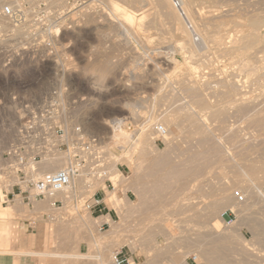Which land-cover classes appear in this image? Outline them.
<instances>
[{
  "label": "rangeland",
  "instance_id": "1",
  "mask_svg": "<svg viewBox=\"0 0 264 264\" xmlns=\"http://www.w3.org/2000/svg\"><path fill=\"white\" fill-rule=\"evenodd\" d=\"M109 1L111 4L109 3ZM128 1L129 0H80L79 5H76L72 8H70L69 6H66L67 7V8H65L66 9V15L61 21L62 28L60 30V33L58 31H56L58 33V36H57V39L55 41V53L54 54H50L48 51H46L41 46H39L38 48L35 47L34 42L28 36H25L24 34L18 32V31H15L11 27L6 26L3 28V32L0 31V156L16 143L18 129H19L20 125L22 124V122L25 120V117L27 116L28 112L32 108H34L36 105L41 104L45 100H47L48 102L51 100V102L57 104L58 106H60V108L66 110L65 114H63V118L66 120V122L79 125L86 134H88L90 136L98 137L104 146V150L106 149L108 151V152L105 151L107 153V157H108V153L113 154L116 157H120L121 153L124 154L126 152H123L122 151L123 149L119 148L120 147V146H118L119 144L118 145L113 144L114 142L112 139L113 134H112L111 128L109 125L108 126L105 125V122L112 121L114 119L123 120V123H125L123 131L127 132V133L124 132L125 133L124 136L125 137L131 136V138H133L132 141L135 142L136 141L135 139H137L136 137H138L141 134L142 129L146 124H148L150 121H160L162 119V117L165 116L166 113H168L169 109L170 110L173 109L174 104H175V106H174V108H175L179 105H182V103L186 102V99H184V96L181 92L180 81H182V79L183 80L185 78H189L190 80L193 79V81H197L196 83L199 85H200V83L202 85L203 82L204 83L210 82L209 84H211V86L213 84V86H212L213 87L212 90H213L216 88V86H214L215 85L214 83L216 81L222 80L223 77L225 79H226V77L229 78V76H230L229 79H232L233 81L235 80L234 81L235 83L238 82L237 86L242 87V88L241 87H238V88H240V90L242 91V93L240 92L241 93L240 96L241 95H243V96H241V98H239L240 97L239 95L237 96L239 99L238 98H237V100L235 99L236 104H237V102H239L240 99L242 101L240 103L244 102L245 105H246V103L247 104L249 103V102H247L248 100H251L250 103L253 102V104H251L252 106L248 105L249 109H250L249 115H251L252 113H255L256 110H254V108L259 109L258 107H256L257 104L259 105L260 103H262V105H263V103H264V101H263L264 100V98H263L264 97V87H263L264 86V54H263L264 53V45L262 46V44H264L263 43L264 41H262L260 43L261 44V45H259L260 47L257 46V48L255 50H252V52H251V54L255 56L254 58L257 61L259 60L258 61L259 63L257 62L258 64L256 63L257 65L256 64L255 65L257 67H261V71H260V75H261L260 77L261 78H258V79H257V77L247 78L248 80L246 79V77H247L246 74H244V73L242 74L240 72L239 62L238 63L236 62V61H239V59H240L237 55H235V56L233 55V57H235L234 60L231 57V61H229L230 57H228L226 55H224V57H223L222 55L220 56L219 54H223V50L225 49V46H228L227 43H229L231 41V39H234L236 37H240L239 35H242L241 33L243 31H244L243 33L248 31L249 21L251 24V22H253L256 19V17L257 18H260V17L264 18L263 17L264 16V0H239V1L238 0H233V1L232 0H230V1L224 0L225 2L223 0H189L190 3L192 2L191 3L192 4L191 7L193 6L191 8L192 11H194V13H196L195 15H197L198 17L200 16L201 13H202L201 17H206L207 16L206 13L215 14V13L219 12V14L217 13L216 16H214L215 17V18H213L214 21L211 19V20H208L209 21L208 23H206L207 25L210 24L208 27H210L211 29H209L208 27L205 28L204 26H202L204 24V22L202 23V20L200 21L199 18H198L199 20L197 19L198 21H196L195 23H196V26H198V28H200L201 31L203 30V32H206L208 30V33L210 32L212 34V33L217 32L218 30H221L220 32H222L221 33L222 35L224 34L223 36L225 38L224 46L222 45V46L218 47L214 43H210V42H208L207 45H205V49H203L201 51V53L204 55V53L206 52L205 53L206 57H204L200 60V58L202 56H200V57L198 56L199 60L202 63L198 60V57L193 58L192 59L193 61H192V60L187 59L189 55L184 54L185 53L184 51H178L176 49L177 45H175V44H177V42H174V40H172L171 37H169L170 34L167 33V35H166L165 29H164V31L162 29L159 30V31L162 30L161 32H163V33L158 32V29L160 27H158L156 25V23L151 24L150 21L153 19L152 17H150V18L147 17V19L145 18V20L143 21L145 23L141 22V24L143 26V28L141 29V24L138 23V17H137L141 11L136 12L137 10L133 6L131 7V3H130V1L129 2ZM258 1L260 2V4ZM230 2H231V4L229 5L228 3H230ZM234 2H236V3H234ZM226 3H227V5H226ZM252 5H253V7H252ZM248 6H251V7H248ZM63 8H64V5H63ZM203 10L206 11L205 12L206 16H205V14H203L204 13ZM226 11L228 12V13H226L228 16L225 14ZM230 11L233 13H231ZM235 11H237V12H235ZM238 12H239V15H238ZM222 13L224 14V16ZM241 13L244 16H241ZM247 14H248V17L246 16ZM233 15H234V17H233ZM106 17H107V19H106ZM148 21L151 25L148 23ZM210 21H212V22L210 23ZM143 24H145L146 27H144ZM187 24H188V22H187ZM206 24H204V25L207 26ZM149 25L150 26L153 25V28L151 27L152 30L149 28ZM245 25L247 27H245ZM128 26H129V28H128ZM217 26H219V28H217ZM187 27L190 28L189 24L187 25ZM201 27H202V29H201ZM240 28H242V31ZM4 29L6 31V34L4 33ZM126 29H127V31H126ZM129 29H130V31H129ZM258 29H259V30H257L258 33L261 36H263L264 35V24L260 25ZM190 31H192L191 34H193L192 36H194L193 30L191 29ZM127 32H129V34L130 35L132 34V35L130 36ZM144 33H146V34H144ZM154 34H156V35H154ZM160 34L162 37L159 36ZM164 34H165V36H164ZM42 35H43V33H41V36ZM164 37L166 39H164ZM169 38L171 39V41H169V43H168V40H170ZM228 38L230 41L227 40ZM162 39H164V40H162ZM199 39L200 38L196 37V35H195L194 41L199 42ZM171 43L174 44V46L171 45ZM225 43L227 45H225ZM211 44H213V45H211ZM211 46H212V48H211ZM214 46H216V47H214ZM171 47H174V48L172 49ZM221 47H222V49H221ZM172 50H174V51H172ZM219 50H220V52H218ZM258 50H260V51H258ZM169 52H172V54ZM179 52H181L180 55H179ZM175 53L178 55H176ZM201 53H200V55H201ZM217 53H219V54H217ZM172 55H174V56L172 57ZM215 55L216 56L219 55L222 59L219 56L217 59V57ZM164 56L165 57L168 56L170 58V60H172L174 58L172 61V64L166 63V61H170V60L168 57L164 58ZM209 56L212 57V59ZM183 57H184V59H183ZM150 58L153 60H151ZM206 58H207V60H206ZM166 59H168V60H166ZM208 59L210 60V62H207V61H209ZM215 59H217V61ZM184 60L185 61L187 60L186 63L189 65L184 63L185 62ZM152 61H154V62H152ZM160 61H161V63H160ZM175 61H176V63H175ZM233 61L237 64L236 65L233 64ZM173 62L175 64H177V66L175 65L177 68L176 67L174 68ZM206 62H207V64H206ZM208 63H210V64H208ZM205 64H206V66H205ZM233 65H235L236 67ZM207 66H208V69H207ZM190 67H192V70ZM195 67H197L198 69H196ZM238 67H239V69H238ZM158 68H160V70H158ZM233 68H234V70H233ZM155 70H157V71H155ZM161 70H163V71H161ZM189 70L191 71L192 75L190 74ZM198 70H199V72H198ZM170 71H171V73H170ZM184 71L188 74L187 76H186V73ZM204 71L207 75L205 73H203ZM210 72H211V74H210ZM142 73H143V75H142ZM180 73H182V74L185 73L184 74L185 76L183 75V77H182V74H180ZM189 74L193 78L189 77ZM203 75L206 77H204ZM211 75H212V77H211ZM160 76L162 77V80H161ZM201 76H203V77H201ZM209 76H210V78H209ZM231 76L232 77L235 76V78H232ZM221 77H222V79H221ZM179 79H180V81H179ZM206 79H207V81H206ZM225 79H223V80H225ZM236 80H237V82H236ZM201 81H203V82H201ZM177 84H179V87ZM211 86H210V88H207V91H209V89L211 90ZM158 87H160V88H158ZM178 88L180 91L178 90ZM259 88H260V90H259ZM207 91L205 92L206 94H207ZM262 92H263V94H262ZM151 93H153V94H151ZM167 93L169 96L172 95V97H174V98L176 97L177 99L175 98V100H174V98L168 97ZM244 95H246V97ZM179 96L180 97L182 96L181 98L183 100ZM164 97H166L168 100ZM248 97L251 99H249ZM170 98H171V100H170ZM218 98L219 99H216V101H214L215 99L212 98L213 101L210 99L209 102L214 105V104L219 103L220 100L221 101L225 100V99H223V97L222 98L218 97ZM254 98L257 100V101L255 100V102H257V103H254V101H253ZM160 99L162 101H160ZM163 100L165 102L167 101L166 102L167 104H165V102ZM172 100H173V102H171ZM217 100H218V102H217ZM151 101H152V103H151ZM157 102H158V104H156ZM180 102H182V103L180 104ZM240 103H238V104H240ZM161 105H162V107H161ZM253 105H254V107H253ZM262 105H259L260 110L264 109V107L262 108ZM128 106L134 107L133 110H135V112L132 110L133 113H131V110H130V108H128ZM151 106L154 109L151 108ZM159 106H160V108H159ZM156 107H158V108H156ZM252 108H253V110H252ZM232 109H233V107H230V110H232ZM232 111H229L230 120H227V124H229V127H231L232 130H234L233 128H235L234 126H236L235 130H237V131L234 130V132H237V133L239 132L240 139L243 142V146H242L243 149H249L248 145L250 148H251V145H253V149L252 148L249 149L250 153L249 152L246 153V155H245L246 160L244 157V160L246 161V163L245 162L244 163L250 164V162L254 163L256 161L262 163L264 161V155H262L259 152H262V153L264 152V140H263L264 139V136H263L264 135V133H263L264 127H258V129L255 127V129H254V126H251V125L246 123L247 121L244 122L246 119L244 116H241L242 113H240V116H237L236 114H238V113H235V110H234L233 112L235 113V115L233 116L234 113L232 114ZM152 112H153V114H152ZM257 112H258V110H257ZM134 113L136 114L135 116H137V117L132 116V115H134ZM207 114L208 113H206L207 117H205L203 119H204V122L206 120H208L205 123V126L207 127L208 131L210 130L209 132L211 134L213 133V135H212L213 137H217L216 136V132H217V134H219L220 137L224 136V139H225L226 135L224 133H222L223 135L221 136L220 132L222 130H221V127L217 126L218 125L217 122L215 123V121H214V125L209 124V126L211 128L208 126L207 122L213 124V119L211 117H208L209 115H207ZM231 116H232V120H231ZM113 117H114V119H113ZM157 117H158V120H157ZM159 117H160V119H159ZM208 118H211V119H208ZM147 120L149 121L148 123H146ZM228 121H229V123H228ZM240 121H242V122H240ZM232 124H234V125H232ZM235 124H237V125H235ZM245 124H247V125H245ZM161 125L162 124L159 123V124H157V127L161 126ZM215 125L217 127H219L218 130H217V127ZM248 125L250 127H248ZM227 127H228V125H226V128ZM229 127H228V129H229ZM140 128H141V130H140ZM246 128H248V129H246ZM259 128L262 129V131ZM214 129H216V130L214 131ZM230 130L231 129H229L228 131H230ZM254 130H255V132L258 130H260L261 132L254 133ZM130 133H131V135H130ZM256 134H258V136ZM154 136L156 137V139L154 140V144L156 145V147L161 152L169 151V149L172 147V145L176 144L179 140L177 138L175 140H172L173 144H171V143L166 144V142L163 141L162 137H158L156 133ZM259 136H261V137L259 138ZM220 137L218 136V138H220ZM249 137L251 138V140H249L250 139ZM257 137L259 140L257 139ZM222 139L220 138L221 144L224 143L222 141ZM255 139H257V141H255ZM247 140H248V142H247ZM262 140H263V142H262ZM132 141H130L127 148L133 144ZM174 141L176 143H174ZM190 143L191 142L183 144L182 142H180L179 146L182 144L180 146V149L183 151H186L188 149V146L190 145ZM262 143H263V145H262ZM193 144H194V141H192V144L190 145L191 148L189 147V149H192V147H194ZM196 144L197 143H195L194 145H196ZM257 144H258V146H255ZM244 145H245V147H244ZM256 147L257 148L259 147L257 149L258 151L256 150ZM228 148H230V150ZM228 148H226L227 153H225V154H227L226 155L227 157H230V155L232 156L235 151L237 152V150L240 149V148L239 149L236 148V150L231 149L232 148L231 146H229ZM254 148H255V150H254ZM184 149H186V150H184ZM259 149H262V150H259ZM193 150H194V148H193ZM231 150L233 151V152H230L232 154L228 153ZM256 152H257V154H255ZM247 154H249V155H247ZM175 155H177V154H175ZM175 155H173V157ZM251 155H253V156H251ZM258 155H260V156H258ZM262 157H263V159H262ZM254 158H255V161H253ZM256 158L261 159L262 162H261V160H257ZM177 160H176V162H179V160L178 161ZM234 161L237 162L238 159L234 160ZM232 163L233 162H231L229 165L232 166L233 165ZM263 164H264V162H263ZM213 166H215V167H213ZM117 167H118V170L120 171V173L126 179L132 178L134 176L133 175L134 172H136L137 175L141 172L140 169H139L140 172H137L138 169H137V171H136V169H133V168H135L134 166L128 167L127 165L125 166V164H118ZM212 167L214 170L212 169ZM212 167L209 168L210 173L206 174L207 176L209 175V177H205V181L208 182L207 184L216 183V181H218L217 177L219 178V176H220V178H222L224 175L223 176H221V175L223 173L225 174L229 170V169H225V171H224V170L218 169L217 168L218 166H216V165H212ZM132 169L134 170V172H132L133 171ZM211 169L213 171H211ZM146 172L147 171L143 170V172H141V174H139V175H143V173H146ZM229 172H230V170H229ZM214 173H215L214 178L216 177L215 179L212 176ZM227 175L225 174L226 178L224 177L225 179H222V181L224 183L226 182L225 183L226 185L228 184V185H230V187H232L233 185H231V184H233V179L231 177V174L227 172ZM210 177H212V178H210ZM230 178H231V180H230ZM107 179L110 180L109 176L107 177ZM228 180L230 182L231 181L232 182L230 183ZM104 185L106 186V191H108V192L102 191L101 190L102 188H99L96 191H93L92 193L91 192L87 193L86 192L87 190H79V188H78L79 185L76 182L72 187V193L73 192L74 193H73L72 200L70 202L71 208H69V209H71L70 210L71 212L69 210L66 212V210H64V208L63 209L61 208L62 210L60 209V212H59V209H58V211L55 210V212H58L60 214H62L61 211L64 210L63 212H65L66 214L63 213V215H59V214L54 215L56 213H54V211L51 212L47 209V207L45 206V203H46L45 201H43V202H32L31 205H29V204L25 203L22 200V197H20V196H16V197L9 196V199L11 200L9 205L13 204L12 206H13V208H15V207H18V204L21 203L24 208L20 209L19 211H16L17 209L15 211H11L12 214H9V216H11L10 218H6V219L0 221V224H3V226H5L6 231H10L9 234L6 232L3 234H0V244L8 245L7 247H5L3 249L7 250V251H9V250L11 251L10 252L11 255L0 256V264L1 263L5 264V262H7L8 264H12V263H14V264H37L36 262H34V261L31 262L30 260L20 262L18 255H19V253H21V251H24L26 249L29 251H34L36 249L37 250L41 249L42 247H44L46 249L48 248V247H46V243H48V241H47L48 239H47V237L43 238L42 234H41L42 233L41 226H42L43 222L38 221V220H41L38 218L42 215H43V219L45 221H48L49 219H47V218L50 216H46L47 214H49L51 216H58V218H61L64 220L70 219V214H71V216L77 215V216H73L75 218L77 217L76 220H74L75 218L70 219V221L72 220L73 222H71L69 224L70 226H68V227L70 228L74 225L72 229H75V230L71 229V231H72L71 234L68 233L70 236H68V234H65V233H67L68 230L66 232L63 231V233H62V231L61 232L59 231L60 233L58 232L57 236L54 235L57 237V238L55 237L57 239V240L55 239V242H57V246L59 248L61 246L60 244L62 243L61 249L63 248L64 250L68 251V250H70V248H75L82 254L87 255L88 253H91V254L93 253L92 255L95 254L96 256H97L98 252L102 254L103 253L102 251L111 249V250H109V252L102 254V255H105L106 258L109 257L108 258L109 260L106 259L108 262L109 261L112 262L113 256L116 253L121 251L122 256H124L126 258L132 256L133 259L135 260V264H150V262H153L151 264H154V263L158 264L159 262H160L159 264H173L172 262L174 260L172 258L176 257V256H179L177 258V260H178L177 262L180 263V262L184 261V263L185 262L187 263V262H189L191 257L196 256V255L198 256L197 260H196V264H207L208 262L206 261L205 257L203 256L204 254L202 252H205L207 250L210 251V249H211V251L214 250V253H216L218 251V248L215 249L212 245V243L214 241H216V240H214V239H216V237L212 234V232H210V230L208 228L207 229L201 228L199 230L198 229L196 230L195 226L198 227L199 225L194 226V224L198 223V221H196V222H194V221L197 218L192 217V215L190 213L191 211H188V210H186L185 214L183 212L181 214L182 216L179 215L184 220L180 219L179 216H177V217L175 216L174 218H172L173 219L172 221L169 220L171 218L166 220V222L163 225L167 226L169 232L172 234V236L175 239H169V241H168V238H166V237L164 238V237H162V235H159L158 237L155 238V241L152 243V244L156 243L157 248L152 249L149 247L150 249H152V250H150L147 246V248H148L147 249L145 245H147L148 243L145 244L144 241L138 242L139 244L135 243V246L133 245L132 248L128 247L126 244L123 245L121 242H118L117 245H115L114 247L113 246L110 247V244L108 246L107 245L108 242L112 241L113 239H115V241H116V237L118 236L117 233H122L121 231L124 229H126V230H125V232L123 231V234H125L126 236L128 235L127 237H130V236L132 237L133 236L132 231L136 230V228H135L137 226L136 221L139 219L137 217L135 218V215H133L134 217L132 216V218L129 217L130 219L127 216H125L124 214L122 217L119 216V212H118L119 210L115 206V204L117 203L115 201V199L117 200V195L120 198H122L125 195L124 197H126L130 201V203H132L134 205H136L138 203L139 197L133 193L135 191L132 192L131 189H129V188L127 189V186H124V188H123V186H119V188L117 190H113V188L114 189L116 188V187H114V184L112 187L110 185V182H104ZM234 186H233V188L235 190H233V188H232V190L234 192L232 197L234 196V194L236 192L243 193V191L241 189L237 188L240 191H238L236 189L235 184H234ZM261 186H262V188H261ZM257 187H258L257 189L259 191V194L261 191L263 192V193L261 192L262 197L260 196V198H262L263 200L261 199L260 201L259 200L256 201L255 203L258 202L257 204H255L256 206L254 204H253L254 206L252 205V202L254 203V200L252 199L253 200L252 201L251 199H249L247 202H244L243 204H241L242 207H243V205L245 206V208H246L245 210H243L244 207L242 208L239 204H236L235 201H234V203L237 205V207L234 203L231 202L232 204H234L233 206H235V207L231 206V204H230L229 205L230 207L227 206L228 209L226 207L225 211L222 210L221 216L224 212H228L229 210L231 212H233L235 216L229 217L226 215L225 220L228 222L229 221L230 222L232 221V222L227 223L226 221H224L226 223L221 224L219 229L225 230L227 227L228 230H230V229L233 230V232L232 231L230 232V235L231 236L233 235V236L231 237V239L228 240V241H230V244L233 247L236 246V248H239L240 246H242L246 249L245 253L240 252L241 253L240 254L238 252L240 255H238V253L231 254V253L227 252V255L225 254V257L228 256V254H230V257H227V259H229L230 261H233L235 259H236L235 261H237L238 260L237 258L238 257L240 258L243 255H244V257H242V258L245 259L250 253L249 260L251 258L255 260V261L254 260L252 261V259H251L250 261L252 263L264 264V262H263V260H264V237L259 238L258 234H256V231H257V233L259 231L261 232V230H259V228H263L261 226L264 225V218H263L264 217V210H263L264 209V206H263L264 205L263 204L264 203V184H258ZM203 188H205L203 190H206L207 192L210 191V190H207V187H203ZM82 191H85V192H82ZM194 191L196 192V190L195 189L192 190L193 194H194ZM206 191H203V192L206 193ZM94 193L97 194L98 199H101V197L104 196V193H106L103 201H104L107 209L102 214L101 213H94L92 215L91 214L92 210L88 209V206H90L94 203V200L92 198V195ZM193 194H192V197H193ZM211 196L212 195H210V197L208 196L206 199H201V202H200L201 204H199V206L197 208L199 210H201V209H203L204 205L211 203V201L213 199V198H211ZM192 197L190 196L191 199H192ZM203 200L207 203L205 204V202ZM245 200H246V198H245ZM250 202H251V205L253 207L252 206L249 208L246 207V204L249 205ZM185 203L186 202H183L181 204L184 206ZM187 203H188V201H187ZM202 204H204V205H202ZM8 206L0 204V210H4ZM200 206H201V208H199ZM261 206H263V207L261 208ZM68 207H69V205L67 206V208ZM67 208H65V209H67ZM235 208H237V209H235ZM182 209L183 208H181V211L185 210V209H183V210ZM186 209H187V207H186ZM239 209H241V210L239 211ZM236 210H237V213L239 212V214H236ZM109 212L111 213V217H112L111 220L113 221L114 225H116V226H113V228L108 224V220H106V218H105L108 216L106 214H108ZM188 212L190 215L188 214ZM52 213H53V215H52ZM62 216H63V218H62ZM98 216H100V217H98ZM179 219H180V221H179ZM187 219H189V220L186 222ZM254 219H255V222H254ZM174 221H179V222H176L179 226H181L183 223L185 224V222L188 224L190 223L191 226H189L188 224H187L188 226L186 224L185 225L183 224L181 226L183 228V231H184L183 232L182 230H179L182 228H180ZM237 221H239V222H237ZM102 223H107V224L104 225L101 229ZM229 225H230V227H229ZM256 225H258V226L260 225V227L257 228ZM192 226H194L195 229ZM74 227H76V228H74ZM190 227H192V229ZM111 228L113 230V234H108V233H110ZM189 229L191 231H189ZM17 231L19 233L20 238L17 237ZM208 231L211 234V237H212L211 239H213L214 241L211 239H206V238L210 237V234H208ZM234 231H236L237 233ZM203 232H205V235ZM128 233H130V234H128ZM232 233H234V234H232ZM25 234H27V238H26ZM62 234H63V236H62ZM235 234L237 236H239L240 239H242L241 242L238 240L239 238H237ZM64 235H67L71 239L70 240L66 239L67 236L65 237ZM201 235L205 236V238L203 236H202V238H199V237H201ZM181 236H186V238L183 237L184 239H182ZM8 237L10 238L9 244L6 243L7 242L6 238H8ZM64 237L66 239V242L61 241V240H65ZM17 238H19V239H17ZM12 239H14V240L12 241ZM190 239H191V241H189ZM205 239H206V242H205ZM126 240H127V238H126ZM174 240H176V241H174ZM186 240H187L188 244L185 242ZM198 240H200V244H199ZM207 240L208 241L211 240V242H207ZM257 240L259 243H257ZM117 241H119V240H117ZM201 241H202V243L204 242L203 243L204 245H205V243H209V245L211 243V246L206 245L207 248L204 246L202 247L203 244L201 243ZM243 241H245V242H243ZM16 242H19V244H18V249L15 250L14 246H15ZM167 242H168V244H167ZM172 242H174V243H172ZM191 242H193V244H191ZM194 242L197 244V245L195 244L196 246L194 245ZM169 244L173 245V246L170 245L171 248L174 250L172 252V253H174V255L172 257L171 256H165V254L163 252L161 253V249L168 246ZM198 244L201 247H197ZM103 245L108 246V248H106ZM47 246L52 247V245L51 246L47 245ZM193 246H195V247H193ZM101 247H102V249H101ZM159 248H161V249H159ZM174 248L176 249V251ZM19 250H20V252H19ZM147 250H149V251H147ZM247 251H249L248 254H247ZM108 253L111 255L109 256ZM253 253H254V255H253ZM200 254H202V257L200 256ZM245 254H246V256H245ZM232 255H236V256H233V258H231ZM253 257H255V258H253ZM156 258H157V260H156ZM165 258H166V260H165ZM168 258H169V260H168ZM203 258H204V260H203ZM260 260H262V262ZM204 261L207 263H205ZM111 262H109V263H111ZM80 263L81 264H95L94 261H83ZM80 263H76V264H80ZM58 264H63V263H58Z\"/></svg>",
  "mask_w": 264,
  "mask_h": 264
},
{
  "label": "bare ground",
  "instance_id": "2",
  "mask_svg": "<svg viewBox=\"0 0 264 264\" xmlns=\"http://www.w3.org/2000/svg\"><path fill=\"white\" fill-rule=\"evenodd\" d=\"M130 3H131V7L133 6L137 11L136 12H140V14L137 16L138 17V23L141 24L142 23H145L143 22L145 20V18L147 19V17H152L153 19L150 21L151 24H155L160 27L158 29V32H161L162 30L166 31V35L167 33L170 34L169 37H171L172 40H174V42H177V45L176 46V49L178 51H184L185 53L184 54H188V58L189 60H192L193 58L195 57H200V60L204 57H206L205 53L204 55L201 53V51L203 49H205V45H207L208 42L210 43H214L216 46L220 47V46H224V34L222 35L220 32L221 30H218L217 32L215 33H208V30L206 32H203V30L201 31L200 28H198V26H196V21H198L200 19V21L202 20V23L204 22V24L208 23L209 21L208 20H213V18H215L214 16H216L217 13L215 14H212V13H206V11H204L203 14H205L206 17H201L202 13L200 14V16L198 17L197 15H195L196 13H194V11H192V7H191V3L189 0H129ZM128 1V2H129ZM224 1V0H223ZM222 1V2H223ZM226 1H230V0H226ZM233 1V0H232ZM231 1V2H232ZM239 1V0H238ZM104 2V1H103ZM195 2V1H194ZM213 2V1H212ZM211 2V3H212ZM225 2V1H224ZM228 3L229 5L231 4ZM259 2V1H258ZM110 3V1H109ZM210 3V2H209ZM220 3V2H219ZM236 3V2H234ZM257 3V2H256ZM111 4V3H110ZM258 4V3H257ZM260 4V2H259ZM202 5V4H201ZM227 5V3H226ZM240 5V4H239ZM198 6V5H197ZM218 6V5H217ZM243 6V5H242ZM149 7V8H148ZM203 7V6H202ZM248 7H251V6H248ZM253 7V5H252ZM148 8V9H147ZM195 8V7H194ZM236 8V7H235ZM239 8V7H238ZM146 9V10H145ZM257 9V8H256ZM194 10V9H193ZM231 10V9H230ZM238 10V9H237ZM244 10V9H243ZM242 10V11H243ZM247 11V10H246ZM257 11V10H256ZM213 12V11H212ZM224 12V11H223ZM231 12V11H230ZM237 12V11H235ZM234 12V13H235ZM240 12V11H239ZM239 12H238V15H239ZM244 12V11H243ZM228 13L227 11L225 12V14ZM233 13V12H231ZM246 13V12H245ZM88 14V13H87ZM223 14V13H222ZM227 15V14H226ZM92 16V15H91ZM103 16V15H102ZM224 16V14H223ZM228 16V15H227ZM241 16H244L242 15L241 13ZM248 17V14L246 15ZM253 16V15H252ZM256 16V15H255ZM219 17V16H218ZM221 17V16H220ZM226 17V16H225ZM234 17V15H233ZM237 17V16H236ZM240 17V16H239ZM264 17V16H263ZM199 18V19H198ZM107 19V17H106ZM198 19V20H197ZM232 19V18H231ZM243 20V19H242ZM241 20V21H242ZM251 20V19H250ZM186 21V22H185ZM239 21V20H238ZM121 22V21H120ZM119 22V23H120ZM187 22L190 26V28L193 30V33H194V36H192L193 34H191L192 31H190L191 29L189 27H187ZM212 21H210L211 23ZM122 23V22H121ZM149 23V21H148ZM147 23V24H148ZM237 23V22H236ZM246 23V22H245ZM150 24V23H149ZM150 24V25H151ZM202 25L204 26L205 28L208 27L209 25L205 26V25ZM223 24V23H222ZM240 24V23H239ZM264 24V18H257L251 22L250 24V21H249V24H248V31H246L245 33H241L242 35H239L240 37H236L234 39H231V41L229 40V38L227 40H229L230 42L227 43L228 46H225V49L223 50V54H219L220 56L222 55L224 57V55L230 57V60L231 61V57L232 59L234 60L235 57H233V55H237L240 59L239 61H236L237 63L239 62L240 64V72L243 74H246V79L247 78H251V77H257L258 78H261L260 76V71H261V67H257L256 65L259 63L254 57V55L251 54L252 50H255L257 48V46L261 45L260 43L262 41H264V35L261 36L257 30H259V26L260 25H263ZM144 27L145 24H143ZM149 25V28L151 29V27L153 28V25L150 26ZM198 25V24H197ZM200 25V26H201ZM215 25V24H214ZM243 25V24H242ZM125 26V25H124ZM148 26V25H147ZM239 26V25H238ZM237 26V27H238ZM119 27V26H118ZM123 27V26H122ZM140 27V26H139ZM245 27H247L245 25ZM120 28V27H119ZM129 28V26H128ZM143 28L142 24H141V29ZM148 28V29H149ZM209 29H211L210 27H208ZM213 28V27H212ZM217 28H219V26H217ZM221 28V27H220ZM262 28V27H261ZM160 29H162L161 31H159ZM202 29V27H201ZM222 29V28H221ZM241 31H242V28H240ZM244 29V28H243ZM263 29V28H262ZM152 30V29H151ZM125 31V30H124ZM127 31V29H126ZM130 31V29H129ZM148 31V30H147ZM205 31V30H204ZM210 31V30H209ZM214 31V30H213ZM137 32V31H136ZM150 32V31H149ZM152 32V31H151ZM157 32V31H156ZM129 34V32H127ZM133 33V32H132ZM153 33V32H152ZM163 33V32H161ZM146 34V33H144ZM148 34V33H147ZM164 34V36H165ZM130 35V34H129ZM132 35V34H131ZM130 35V36H131ZM156 35V34H154ZM163 35V34H162ZM199 37V42H195L194 41V37ZM134 36V35H133ZM160 37L161 34L159 35ZM226 37V36H225ZM230 37V36H229ZM128 38V37H127ZM136 39V38H135ZM160 39V38H159ZM164 39H166L164 37ZM162 39V40H164ZM168 39V38H167ZM170 39V38H169ZM168 40V43L169 41ZM158 40V39H157ZM161 40V39H160ZM129 41V40H128ZM159 42V41H158ZM226 42V41H225ZM128 43V42H127ZM126 43V44H127ZM164 43V42H163ZM173 43V42H172ZM174 46V44H172ZM264 43V42H263ZM125 44V45H126ZM147 44V43H146ZM167 44V43H166ZM225 43V45H227ZM156 45V44H155ZM168 45V44H167ZM213 45V44H211ZM264 44H262L263 46ZM163 46V45H162ZM214 46V47H216ZM151 47V46H150ZM210 47V46H209ZM213 47V48H214ZM260 47V46H259ZM127 48V47H126ZM129 48V47H128ZM149 48V47H148ZM172 49L174 47H171ZM212 48V46H211ZM208 49V48H207ZM220 49V48H219ZM222 49V47H221ZM220 49V50H221ZM263 49V48H262ZM121 50V49H120ZM150 50V49H149ZM175 50V49H174ZM172 50V51H174ZM220 50L218 52H220ZM154 51V50H153ZM168 51V50H167ZM171 51V50H170ZM176 51V50H175ZM209 51V50H208ZM216 51V50H215ZM260 51V50H258ZM263 51V50H262ZM129 52V51H128ZM214 52V51H213ZM158 53V52H157ZM156 53V54H157ZM172 54V52H169ZM181 52H179V55H180ZM201 53V55H200ZM263 53V52H262ZM176 54V53H175ZM208 54V53H207ZM255 54V53H254ZM264 54V53H263ZM158 55V54H157ZM156 55V56H157ZM178 55V54H176ZM219 55H215L218 59V56ZM257 55V54H256ZM159 56V55H158ZM169 56V55H168ZM167 56V57H168ZM174 55H172L173 57ZM208 56V55H207ZM211 56V55H210ZM209 56V57H210ZM219 56V57H220ZM153 57V56H152ZM164 56V58H167ZM199 57H198V60H199ZM215 57V58H216ZM163 58V59H164ZM169 58V57H168ZM208 58V57H207ZM206 58V60H207ZM212 59V57H210ZM221 58V57H220ZM227 58V57H226ZM151 59V58H150ZM161 59V58H160ZM174 59V58H173ZM172 60H169L170 61H166L168 59H166V63L168 64H172ZM184 59V57H183ZM217 59H215L217 61ZM222 59V58H221ZM225 59V58H224ZM262 59V58H261ZM153 60V59H151ZM177 60V59H176ZM197 60V59H196ZM199 60V61H200ZM209 60V59H208ZM227 60V59H226ZM185 61V60H184ZM193 61V60H192ZM154 62V61H152ZM151 62V63H152ZM187 60L184 62L186 63ZM189 62V61H188ZM197 62V61H196ZM201 62V61H200ZM207 62H210L207 61ZM206 62V64H207ZM214 62V61H213ZM258 62V63H257ZM161 63V61H160ZM176 63V61H175ZM173 62V65H174V68L177 66V64H175ZM195 63V62H194ZM202 63V62H201ZM212 63V62H211ZM231 63V62H230ZM233 61V64H237ZM257 63V64H256ZM130 64V63H129ZM155 64V63H154ZM187 64V63H186ZM205 64V66H206ZM210 64V63H208ZM232 64V63H231ZM256 64V65H255ZM150 65V64H149ZM157 65V64H156ZM155 65V66H156ZM160 65V64H159ZM176 65V66H175ZM189 65V64H187ZM204 65V64H203ZM212 65V64H211ZM224 65V64H223ZM233 65V66H235ZM125 66V65H124ZM148 66V65H147ZM158 66V65H157ZM167 66V65H166ZM172 66V65H171ZM209 66V65H208ZM208 66H207V69H208ZM129 67V66H128ZM143 67V66H142ZM154 67V66H153ZM189 67V66H188ZM187 67V68H188ZM236 67V66H235ZM238 67V69H239ZM177 68V67H176ZM191 70H192V67H190ZM196 69H198L197 67H195ZM194 68V69H195ZM203 68V67H202ZM205 68V67H204ZM134 69V68H133ZM213 69V68H212ZM217 69V68H216ZM263 69V68H262ZM158 70H160V68H158ZM202 70V69H201ZM234 70V68H233ZM153 71V70H152ZM157 71V70H155ZM163 71V70H161ZM190 71V70H189ZM197 71V70H196ZM135 72V71H134ZM147 72V71H146ZM185 72V71H184ZM188 72V71H187ZM199 72V70H198ZM131 73V72H130ZM149 73V72H148ZM160 73V72H159ZM171 73V71H170ZM186 73V72H185ZM184 73V74H185ZM202 73V72H201ZM205 73V71L203 72ZM182 74V73H180ZM182 74V77L183 75ZM190 74H191V71H190ZM189 74V77H191ZM206 74V73H205ZM211 74V72H210ZM209 74V75H210ZM133 75V74H132ZM136 75V74H135ZM143 75V73H142ZM188 74L186 73V76ZM192 75V74H191ZM207 75V74H206ZM225 75V74H224ZM131 76V75H130ZM134 76V75H133ZM162 76V75H161ZM160 76V77H161ZM185 76V75H184ZM204 76V75H203ZM201 76V77H203ZM221 76V75H220ZM219 76V77H220ZM229 76V75H228ZM163 77V76H162ZM162 77H161V80H162ZM181 77V76H180ZM206 77V76H204ZM212 77V75H211ZM214 77V76H213ZM218 77V78H219ZM232 77V76H231ZM193 78V77H191ZM208 78V77H207ZM210 78V76H209ZM230 78V76H229ZM226 77V79L223 77V80L222 77L221 79L222 80H219V81H216L214 84V86H216L215 89L212 90V86L211 84H209L210 82L208 83H204L203 81V84L200 85L197 84L196 82L197 81H193V79H189V78H185L184 80L182 79V81H180V85H181V92L184 96V99H186V102L182 103L180 102V104L182 103V105H179L177 107L174 108L173 106V109H169L168 113L165 114V116L162 117V119L160 121H148L143 129H142V132L141 134L136 137L137 139H135L136 141L133 142V138H131V136H128V137H125L124 134L127 133L125 131H123V128H124V124L123 123V120H118V119H113L112 121H108V122H105V125H109L110 128H111V131H112V139H113V144H119L118 146H120L119 148H122L121 150L123 152H126V153H121V156L120 157H116L115 155L113 154H110L108 153V157H107V171H108V174H107V177L109 176L110 178V181L112 182V185L114 184V187H116L115 189L113 190H117L119 188V186H127V189H131L132 192H133L135 195H137L139 197V201L136 205L130 203V201L126 198V197H122L120 198L118 195H117V200L115 199V201L117 202L115 204V206L117 207V209L119 210V216L122 217L123 214L125 216H127L128 218H132L133 215H135V218H139L136 222H137V226L135 227L136 230H133L132 234L133 236L131 237H127L125 234H123V231L125 232L126 229L122 230L121 232L122 233H117L118 236L116 237V241L115 239H113L112 241L108 242V246L110 244V247L111 246H115L117 245L118 242H121L123 245L126 244L128 247L132 248V246L134 245L135 246V243L136 244H139L138 242H142L144 241V243H148L146 246H148V248H157L156 246V243L152 244L154 241H155V238L158 237L159 235H162V237H166L168 238V241L169 239H175L172 234L169 232L167 226L163 225L167 219L169 220H173L172 218H174L175 216H179L181 215L183 212L184 214L186 213V210L188 211H191V215L192 217L194 218H197L194 222L198 221L197 224H194L195 225H199L198 227L195 226L196 230L198 229H201V228H208L210 230V232H212V234L216 237V241H214L213 239H211V234L210 232L208 231V234H210V237L209 238H206V239H211L213 240L212 242V245L213 247L216 249L218 248V251L216 253H214V250L211 251H205V252H202L206 259V261L208 262H205L207 264H257V263H252L250 260H249V255L243 259L242 257H244V255L242 257H238L237 261H235L236 257L234 258L235 260L233 261H230L229 259H227V257H230V254H228V256L225 257V254L227 255V252L228 253H231V254H236V253H245L246 252V249L242 246H240L239 248H236L233 247L231 244H230V241H228L229 239H231V236L230 235V232L233 230H228L227 227L225 230H220V225L221 224H224L226 222H224V220H222L221 218V213H222V210L225 211V208L228 206L230 207L229 205L231 204V206H233L235 203H234V196L232 197L233 195V190H235L233 188L234 184L236 185V189H241L244 193V196L246 198L245 202H247L249 199H253L254 200V203L252 202V205L254 204H257L255 203L256 201H260L262 198H260V196L262 197L261 195V192L259 194V191H258V184H264V164L262 162L261 159H258L256 158L257 160H261L262 163L260 162H254V163H251L250 161V164H245L246 163V153L249 152V149H253V145H251V148L249 147L248 145V148L249 149H243L242 146H243V142L242 140L240 139V136H239V132H234V130L236 129V126H234L235 128H233L234 130H232L231 127H229V124H227V120H230L229 116V111H234L235 110V113H238L236 114L237 116H240V113H242L241 116H244L245 117V121L247 124L251 125V126H254V129L255 127L258 129V127H264V109L260 110V107L259 105H262V103H260L259 105L257 104L256 107H258L259 109H256L254 108L255 113H252L251 115H249L250 113V109H249V106L252 103H250L251 100H246L247 102H249L248 104L246 103V105L243 103H240L242 102L241 99L239 100V102H237L236 104V101L235 99L237 100V96L242 93V91L240 90V88L238 87H241V86H237V80L235 83L232 79H229ZM232 78H235L232 77ZM158 79V78H157ZM212 79V78H211ZM218 80V79H217ZM248 80V79H247ZM178 81V80H177ZM205 81V80H204ZM207 81V79H206ZM205 81V82H206ZM210 81V80H209ZM130 82V81H129ZM174 82V81H173ZM151 83V82H150ZM159 83V82H158ZM157 83V84H158ZM178 83V82H177ZM199 83V82H198ZM247 83V82H246ZM245 83V84H246ZM160 84V83H159ZM261 84V83H260ZM162 85V84H161ZM171 85V84H170ZM178 87H179V84H177ZM240 85V84H239ZM163 86V85H162ZM211 86V90L209 89V91H207V88H210ZM247 86V85H246ZM157 87V86H156ZM165 87V86H164ZM249 87V86H248ZM264 87V86H263ZM160 88V87H158ZM169 88V87H168ZM242 88V87H241ZM136 89V88H135ZM256 89V88H255ZM127 90V89H126ZM130 90V89H129ZM179 90V88H178ZM240 90V91H239ZM260 90V88H259ZM157 91V90H156ZM175 91V90H174ZM180 91V90H179ZM207 91V94L205 93ZM180 92V93H181ZM210 92V93H209ZM241 92V93H240ZM161 93V92H160ZM174 93V92H173ZM209 93V94H208ZM252 93V92H251ZM261 93V92H260ZM147 94V93H146ZM153 94V93H151ZM162 94V93H161ZM171 94V93H170ZM244 94V93H243ZM250 94V93H249ZM263 94V92H262ZM261 94V95H262ZM143 95V94H142ZM168 95V93H167ZM181 95V94H180ZM251 95V94H250ZM175 96V95H174ZM243 96V95H241ZM241 96L239 98H241ZM246 97V95H244ZM263 96V95H262ZM167 97V96H166ZM164 97V98H166ZM168 97H172V95H168ZM167 97V98H168ZM180 97V96H179ZM182 97V96H181ZM180 97V98H181ZM218 97H223V101H219V103L217 104H212L210 103V99L212 100V98H214L216 101V99H219ZM236 97V98H235ZM254 97V96H253ZM261 97V96H260ZM259 97V98H260ZM151 98V97H150ZM166 98V99H167ZM174 98V97H172ZM176 98V97H175ZM174 98V100H175ZM179 98V99H180ZM238 98V99H239ZM249 98V97H248ZM264 98V97H263ZM163 99V98H162ZM169 99V98H168ZM167 99V100H168ZM177 99V98H176ZM182 99V98H181ZM180 99V100H181ZM245 99V98H244ZM251 99V98H249ZM253 99V98H252ZM145 100V99H144ZM147 100V99H146ZM165 100V99H164ZM163 100V101H164ZM171 100V98H170ZM179 100V101H180ZM183 100V99H182ZM255 98H254V103H257L255 102ZM133 101V100H132ZM159 101V100H158ZM160 101H162L160 99ZM213 101V100H212ZM257 101V100H256ZM264 101V100H263ZM156 102V101H155ZM165 102V101H164ZM167 102V101H166ZM165 102V104H167ZM173 102V100L171 101ZM177 102V101H176ZM218 102V100H217ZM152 103V101H151ZM170 103V102H169ZM175 103V102H174ZM179 103V102H178ZM240 103V104H238ZM129 104V103H128ZM158 104V102L156 103ZM133 105V104H132ZM136 105V104H135ZM160 105V104H159ZM249 105V106H248ZM166 106V105H165ZM172 106V105H171ZM252 106V105H251ZM162 107V105H161ZM164 107V106H163ZM230 107H233L232 110H230ZM254 107V105H253ZM264 107V103L262 105V108ZM128 108H130L131 110V113L132 110L134 109V107L132 106H128ZM151 108H153L151 106ZM158 108V107H156ZM160 108V106H159ZM251 108V107H250ZM154 109V108H153ZM164 109V108H163ZM138 110V109H137ZM140 110V109H139ZM143 110V109H142ZM145 110V109H144ZM148 110V109H147ZM253 110V108H252ZM258 110V112H257ZM135 112V110H133ZM154 111V110H153ZM156 111V110H155ZM158 111V110H157ZM232 111V114L234 113ZM137 112V111H136ZM139 112V111H138ZM150 112V111H149ZM159 112V111H158ZM157 112V113H158ZM166 112V111H165ZM252 112V111H251ZM254 112V111H253ZM145 113V112H144ZM151 113V112H150ZM156 113V114H157ZM164 113V112H163ZM206 113H208L207 115H209L208 117H211L213 119V124L211 123H208V126L209 124L210 125H214V121L215 123L217 122L219 127H221V136L223 135L222 133H224L226 136H225V139H224V136L223 137H220L219 134H217L216 132V136L217 137H213V133L211 134L207 127L205 126V122H204V119L206 116ZM235 113L233 114V116L235 115ZM153 114V112H152ZM159 114V113H158ZM136 114L134 113V115L132 116H135ZM149 115V114H148ZM161 115V114H160ZM164 115V114H163ZM154 116V115H153ZM152 116V117H153ZM20 117V116H19ZM137 117V116H135ZM236 117V116H235ZM243 117V118H244ZM124 118V117H123ZM134 118V117H133ZM149 118V117H148ZM211 118H208V119H211ZM229 118V119H228ZM238 118V117H237ZM242 118V119H243ZM155 119V118H154ZM160 119V117H159ZM125 120V119H124ZM134 120V119H133ZM151 120V119H150ZM157 120H158V117H157ZM231 120H232V116H231ZM235 120V119H234ZM106 121V120H105ZM138 121V120H137ZM136 122V121H135ZM152 122V123H151ZM242 122V121H240ZM243 122V123H244ZM161 123L162 127L165 129L166 133L165 135L162 137L163 138V141L166 142V144L168 143H172V140H175V139H179L178 140V144L174 141V145H172V147L169 149V151H164V152H161L159 151V149L156 147V145L154 144V140L156 139V137L154 136L155 135V129L157 128V124ZM229 123V121H228ZM236 123V122H235ZM143 124V123H142ZM141 124V125H142ZM245 124V125H247ZM226 125H228L229 129H231L230 131H228V127L226 128ZM234 125V124H232ZM231 125V126H232ZM237 125V124H235ZM248 125V127H250ZM216 126V125H215ZM216 126V127H217ZM136 127V126H135ZM141 127V126H140ZM210 127V126H209ZM217 127V130L218 128ZM142 128V127H141ZM140 128V130H141ZM211 128V127H210ZM238 129V128H237ZM248 129V128H246ZM250 129V128H249ZM260 129V128H259ZM136 130V129H135ZM216 129H214L215 131ZM252 130V129H251ZM262 131V129H260ZM260 130L256 131V132H261ZM139 131V130H138ZM213 131V130H212ZM213 131V132H214ZM237 131V130H235ZM240 131V130H239ZM246 131V130H245ZM125 132V133H124ZM137 132V131H136ZM219 132V131H218ZM241 132V131H240ZM255 130H254V133H256ZM243 133V132H242ZM253 133V132H252ZM264 133V132H263ZM157 134V133H156ZM228 134V135H227ZM261 134V133H260ZM259 134V135H260ZM131 135V133H130ZM258 136V134H256ZM218 136L222 139V141L224 142L223 144L220 143V138H218ZM253 136V135H252ZM264 136V135H263ZM109 137V136H108ZM134 137V136H133ZM159 137V136H158ZM245 137V136H244ZM251 137V136H250ZM249 137V138H250ZM261 136H259L260 138ZM253 139V138H252ZM258 139V137H257ZM257 139H255V141H257ZM263 139V138H262ZM181 140V141H180ZM246 140V139H245ZM251 140V138L249 139ZM259 140V139H258ZM264 140V139H263ZM262 140V142H263ZM130 141H132V145L130 147L127 148L128 144L130 143ZM192 141H194V144L197 143L196 145L193 144L194 147H192V149H189L190 145L192 144ZM196 141V142H195ZM254 141V140H253ZM254 141V142H255ZM180 142H182L183 144L184 143H188V142H191L190 145L188 146V149H184L186 151H183L180 149ZM248 142V140H247ZM252 143V142H251ZM256 143V142H255ZM258 143V142H257ZM261 143V142H260ZM165 144V143H164ZM249 144V143H248ZM253 144V143H252ZM108 145V144H107ZM246 145V144H245ZM244 145V147H245ZM263 145V143H262ZM166 146V145H165ZM229 146H231L232 148L231 149H235L236 148H240L239 150H237V152L235 151L233 153V155L230 157H227L225 153L226 152V148H228ZM255 146H258L255 145ZM226 147V148H225ZM262 147V146H261ZM112 148V147H111ZM167 148V147H166ZM191 148V147H190ZM194 148V150H193ZM259 148V147H258ZM256 147V150L258 149ZM183 149V148H182ZM230 150V148H228ZM255 150V148H254ZM259 150H262V149H259ZM105 151H107L105 149ZM121 151V152H122ZM252 151V150H251ZM258 151V150H257ZM108 152V151H107ZM230 152H233L232 150L229 151L228 153ZM250 153V152H249ZM261 153L262 155H264L262 152H259ZM258 153V154H259ZM123 154V155H122ZM177 154V155H175ZM232 154V153H230ZM254 154V153H253ZM257 154V152L255 153ZM173 155H175L173 157ZM249 155V154H247ZM261 155V156H262ZM229 156V155H228ZM253 156V155H251ZM250 156V157H251ZM255 156V155H254ZM260 156V155H258ZM244 157H245V160H244ZM249 157V158H250ZM257 157V156H256ZM253 158V157H252ZM179 160V162H176V160ZM182 159V160H181ZM237 162H235L234 160H237ZM263 159V157H262ZM177 160V161H178ZM248 160V159H247ZM255 161V158L254 160ZM231 162H233L232 166L229 165ZM245 162V163H244ZM63 161L61 159L57 160L56 162H53L52 163H47V164H43L39 167L38 169V172L40 175H44V174H50L52 172H54L55 170H57L58 168L61 167ZM118 164H125V166L127 165L128 167L129 166H134L135 168L133 169H138L137 172H143L144 171H147L146 173H143V175H139L141 174V172L137 175L136 172H134V170L132 172H134V176L130 179H126L123 177V175L120 173V171L118 170V167L117 165ZM212 165H216L218 166L217 168L218 169H221V170H224L225 169H229L227 171L228 173L231 174V177L233 179V185L232 187H230V185H226L222 179H225L226 176L225 174L227 175V172L224 174H222L221 176H223L222 178H219L217 177L218 181H216V183H209L207 184L208 182L205 181V177H209V175L207 176L206 174L210 173V167H212ZM124 167V166H123ZM130 167V168H131ZM215 167V166H213ZM212 167V169H213ZM126 168V167H125ZM140 169V171H139ZM211 169V171H213ZM220 170V171H221ZM216 171V170H215ZM213 173V172H212ZM220 173V172H219ZM211 176V175H210ZM213 178L215 176V173L212 175ZM228 176V175H227ZM225 177V178H224ZM212 178V177H210ZM216 178V177H215ZM214 178V179H215ZM208 179V178H207ZM216 179V180H217ZM229 179V178H228ZM210 180V179H209ZM213 180V179H212ZM211 180V181H212ZM231 180V178H230ZM215 181V180H214ZM222 181V182H221ZM229 181V180H228ZM230 182V181H229ZM232 182V181H231ZM230 182V183H231ZM78 185H79V190H87L86 192L87 193H92L93 191H96L97 189L99 188H102L106 191V187L104 185V180H91V179H87V177H83V178H80L78 181H77ZM72 187L73 185L68 188L63 194L59 195L56 199L60 200L62 203H63V207L62 209L64 208V210H66V212L71 209V200H72V197H73V193H72ZM203 187H207V190H210L209 192H207L206 190H203L205 188ZM235 187V186H234ZM233 188V190H232ZM262 188V186H261ZM196 190V192L194 191V194L192 192V190ZM237 189V190H238ZM125 190V189H124ZM203 191H206L203 192ZM240 191V190H238ZM82 192H85V191H82ZM108 192V191H106ZM113 192V191H112ZM124 193V192H123ZM263 193V192H262ZM81 194V193H80ZM192 194H193V197H192ZM212 199L211 203H208L207 205H204L203 209L199 210L197 207L199 206V204H201V199H206L208 196ZM83 196V195H82ZM190 196L192 197V199L190 198ZM260 198V199H259ZM210 200V199H209ZM208 200V201H209ZM252 200V201H253ZM263 200V199H262ZM114 201V202H115ZM188 201V203H187ZM191 201V202H190ZM204 201V200H203ZM45 206L47 207V209L49 211H54V215H63L66 214L65 212L61 211L62 214L58 213V212H55V210L58 211V209H52L50 206L51 204V201H45ZM183 202H186L184 204V206L181 204ZM205 202V201H204ZM203 202V203H204ZM210 202V201H209ZM234 204H232V203ZM262 202V201H261ZM207 202H205L206 204ZM237 204V203H236ZM235 204V205H236ZM264 204V203H263ZM13 205V204H12ZM12 205H9L7 208H5L4 210H0V221L1 220H4L6 218H10L11 216H9V214H12L11 211H19L20 209L24 208L23 205L20 203L18 204V207H15L13 208ZM69 205V207L67 208V206ZM182 205V206H181ZM241 207L242 205L239 204ZM251 202L249 205L246 204V207H251ZM253 205V206H254ZM252 206V207H253ZM256 206V205H255ZM264 206V205H263ZM261 206V208L263 207ZM185 207V208H184ZM187 207V209H186ZM227 207V209H228ZM235 207V206H233ZM237 207V205H236ZM244 209L245 210V206L243 205ZM242 207V208H243ZM67 208V209H65ZM181 208L185 209L183 211H181ZM201 208V206L199 207ZM61 209V208H60ZM60 209H59V212H60ZM61 209V210H62ZM237 209V208H235ZM255 209V208H254ZM258 209V208H257ZM73 210V209H72ZM241 209H239L240 211ZM260 210V209H259ZM264 210V209H263ZM223 211V212H224ZM262 211V210H261ZM260 211V212H261ZM71 212V211H70ZM76 212V211H75ZM74 212V213H75ZM263 212V211H262ZM178 214V215H177ZM189 214V212H188ZM236 214H239V212L237 213V210H236ZM53 215V213H52ZM190 215V214H189ZM46 216H50L48 217L47 219H49L48 221H45L43 219V215L40 216L38 219H41V220H38L40 222H43L42 226H41V231H42V237H47V241L48 243H46V247H48L47 249L42 247L41 249H36L34 251H29V250H24V251H21L19 250V260L20 262L22 261H28L30 260L31 262L34 261L36 262L37 264H58V263H63V264H76V263H80V262H83V261H94L95 264H113V259H114V256H113V259H112V262L109 263L105 257V255H102L103 253H106V252H109V250L111 249H108V250H104L102 251L103 253H99L97 254V256L94 254L92 255L91 253H88L87 255L85 254H82L80 253L77 249L75 248H70V250H64L63 248L61 249V246H62V243L60 244V248L57 246V242H55V239L57 238V234L58 232L62 231H67V233L65 234H71V229L73 228L72 227H68L70 226L69 224L71 222H73L72 220L70 221V219L72 218H75L73 216H77V215H73L71 216L70 214V219H61V218H58V216H51L49 214H47ZM68 216V215H67ZM182 216V215H181ZM184 216V215H183ZM65 217V216H64ZM69 217V216H68ZM67 217V218H68ZM126 217V218H127ZM134 217V216H133ZM180 217V216H179ZM185 217V216H184ZM183 217V218H184ZM261 217V216H260ZM58 218V219H57ZM63 218V216H62ZM77 218V217H76ZM76 218L74 220H76ZM106 220H108V224L113 228V226H116L114 225L113 221L111 220V218L109 216L105 217ZM127 218V219H128ZM129 218V219H130ZM186 218V217H185ZM188 218V217H187ZM190 218V217H189ZM193 218V219H194ZM264 218V217H263ZM128 219V220H129ZM180 219H182V217H180ZM179 219V221H180ZM240 219V218H239ZM238 219V220H239ZM259 219V218H258ZM262 219V218H261ZM184 220V219H182ZM181 220V221H182ZM189 219L186 220V222L188 221ZM241 220V219H240ZM239 220V221H240ZM257 220V219H256ZM260 220V219H259ZM263 220V219H262ZM179 221H174L175 223L176 222H179ZM237 221V222H239ZM261 221V220H260ZM131 222V221H130ZM185 224L187 225L188 223ZM191 222V221H190ZM214 222V223H213ZM236 222V223H237ZM254 222H255V219H254ZM192 223V222H191ZM33 224V223H32ZM74 224V223H73ZM103 224V223H102ZM101 224V225H102ZM107 224V223H106ZM132 224V223H131ZM177 224V223H176ZM182 224V223H181ZM180 224V225H181ZM184 224V223H183ZM182 224V225H183ZM184 224V225H185ZM178 225V224H177ZM181 225V226H182ZM189 226L190 223L188 224ZM187 225V226H188ZM193 225V224H192ZM129 226V225H128ZM132 226V225H131ZM176 226V225H175ZM179 226V225H178ZM181 226H179L180 228H182ZM194 226H192L194 228ZM257 228L260 227V225H256ZM184 227V226H183ZM186 227V226H185ZM192 227H190L192 229ZM222 227V226H221ZM230 227V225H229ZM237 227V226H236ZM263 228H259V230H261V232L259 231L257 233L256 231V234H258V237L259 238H263L264 237V225L261 226ZM76 228V227H74ZM111 228V231L110 233L108 234H113V230ZM194 228V229H195ZM224 228V227H223ZM54 229V230H53ZM128 229V228H127ZM177 229V228H176ZM179 229V228H178ZM12 230V229H11ZM72 230H75V229H72ZM179 230H182L183 231V228L182 229H179ZM185 230V229H184ZM189 231H191L189 229ZM205 231V230H204ZM237 231V230H236ZM234 231V232H236ZM10 231H6V233L9 234ZM59 232V233H60ZM184 232V231H183ZM204 235H205V232H203ZM237 233V232H236ZM68 234V236H70ZM130 234V233H128ZM183 234V233H182ZM207 234V233H206ZM234 234V233H232ZM13 235V234H12ZM15 235V234H14ZM56 235V236H54ZM181 235V234H180ZM236 235V234H235ZM54 236V237H53ZM61 236V235H60ZM63 236V234H62ZM65 237L67 235H64ZM67 236V237H68ZM179 236V235H178ZM203 235H201V237L199 238H202ZM17 237H19V233L17 231ZM56 237V238H55ZM64 237V239H65ZM66 239H71V238H67ZM182 239H184L183 237L186 238V236H181ZM195 237V236H194ZM205 238V236H203ZM237 238H239L238 240L241 242L242 239H240L239 236L236 235ZM14 238V237H13ZM20 238V237H19ZM17 238V239H19ZM127 238V240H126ZM163 238V239H164ZM59 239V238H58ZM66 239L65 240H61V241H64L66 242ZM180 239V238H179ZM206 239H205V242H206ZM14 239H12L13 241ZM57 240V239H56ZM119 240V241H117ZM165 240V239H164ZM207 240V242H211ZM60 241V242H61ZM167 241V240H166ZM176 241V240H174ZM191 241V239L189 240ZM194 241V240H193ZM196 241V240H195ZM199 241V244H200V240ZM204 241V240H203ZM59 242V243H60ZM187 244V240L185 241ZM197 242V241H196ZM245 242V241H243ZM242 242V243H243ZM19 243V242H18ZM116 243V244H115ZM143 243V244H144ZM174 243V242H172ZM177 243V242H176ZM183 243V242H182ZM202 243V241H201ZM204 243V242H203ZM202 243V244H203ZM257 243L258 240H257ZM121 244V245H122ZM141 244V243H140ZM168 244V242H167ZM166 244V245H167ZM181 244V243H180ZM186 244V245H187ZM190 244V243H189ZM191 244H193V242H191ZM196 243L194 242V245ZM198 246L197 247H201V246ZM47 245H52V247H49ZM120 245V246H121ZM169 244L168 246L164 247V248H159L161 249V253L163 252L165 254V256H173L174 253H172L174 250L171 248V245ZM197 245V244H196ZM195 245V246H196ZM211 246V243L209 245V243H205V245L203 244L202 247H206L207 246ZM8 245H2L0 244V256H6V255H11L10 254V250L7 251V250H4L3 248L7 247ZM37 246V245H36ZM105 246V245H103ZM108 246H105L106 248H108ZM184 246V245H183ZM188 246V245H187ZM193 246V247H195ZM212 247V248H213ZM2 248V249H1ZM105 248V249H106ZM147 248V249H148ZM149 248V249H150ZM179 248V247H178ZM177 248V249H178ZM188 248V247H187ZM213 248V249H214ZM102 249V247H101ZM100 249V250H101ZM114 249V248H113ZM120 249V248H119ZM150 249V250H152ZM175 249V248H174ZM182 249V248H181ZM146 250V249H145ZM185 250V249H184ZM187 250V249H186ZM201 250V249H200ZM205 250V249H204ZM113 251V250H112ZM149 251V250H147ZM176 251V249H175ZM111 252V251H110ZM201 252V251H200ZM199 252V253H200ZM249 251H247V254H248ZM179 253V252H178ZM188 253V252H187ZM186 253V254H187ZM238 253V255H240ZM109 254V253H108ZM177 254V253H176ZM198 254V253H197ZM14 255V254H13ZM111 254H109L110 256ZM185 255V254H184ZM237 255V256H238ZM254 255V253H253ZM256 255V254H255ZM15 256V255H14ZM164 256V257H165ZM200 256L202 257V254H200ZM233 256H236V255H232L231 258H233ZM246 256V254H245ZM112 257V256H111ZM156 257V256H155ZM162 257V256H161ZM179 256H176V257H173L172 259L175 261H173L172 263L173 264H186L184 263V261L182 262H177V258ZM196 257H198L196 255ZM207 257V258H206ZM230 258V259H231ZM255 258V257H253ZM258 259V258H257ZM109 260V259H108ZM157 260V258H156ZM166 260V258H165ZM169 260V258H168ZM204 260V258H203ZM254 259H252L253 261ZM259 260V259H258ZM171 261V260H170ZM169 261V262H170ZM181 261V260H180ZM255 261V260H254ZM262 262V260H260ZM259 261V262H260ZM156 262V261H155ZM158 262V261H157ZM258 262V263H259ZM264 262V260H263ZM6 263V262H5ZM153 263V262H150V264ZM160 263V262H159ZM158 263V264H159ZM168 263V262H167ZM3 264V263H1ZM81 264V263H80ZM156 264V263H154ZM260 264V263H259Z\"/></svg>",
  "mask_w": 264,
  "mask_h": 264
},
{
  "label": "built area",
  "instance_id": "3",
  "mask_svg": "<svg viewBox=\"0 0 264 264\" xmlns=\"http://www.w3.org/2000/svg\"><path fill=\"white\" fill-rule=\"evenodd\" d=\"M79 4L80 0H0V31L3 32L6 26L11 27L28 36L35 47L41 46L54 54L56 31L60 33L62 28L65 8ZM65 111L51 100H45L28 112L18 129L16 143L0 156L1 205L10 204L9 196H20L29 205L51 201L52 209H60L63 203L56 198L83 177L104 180L113 187L107 179V153L101 140L86 134L79 125L66 122ZM155 131L159 137L166 133L162 126ZM59 159L63 161L60 168L50 174H39L41 165ZM104 196L98 199L96 193L92 195L94 203L88 206L92 215L102 214L101 207L107 209ZM234 201L243 204L244 194L236 192ZM226 215L235 216L230 210L224 212L221 216L224 221ZM104 225L106 223L101 229ZM196 260L193 256L185 263L196 264ZM113 264H135V260L132 256H122L120 251L114 255Z\"/></svg>",
  "mask_w": 264,
  "mask_h": 264
},
{
  "label": "crops",
  "instance_id": "4",
  "mask_svg": "<svg viewBox=\"0 0 264 264\" xmlns=\"http://www.w3.org/2000/svg\"><path fill=\"white\" fill-rule=\"evenodd\" d=\"M101 209H102V213L103 212H105L106 211V208H104V207H101ZM106 215H108V216H110V218H112L111 217V213L109 212L108 214H106ZM28 231V230H27ZM6 232V229H5V226H3V224H0V234H3V233H5ZM25 236H26V238H27V234H25ZM6 240H7V244H9V241H10V238L8 237V238H6ZM18 242H16V244H15V246H14V249L16 250V249H18ZM2 249V248H1ZM7 263V262H6ZM5 263V264H6ZM8 264V263H7ZM12 264H14V263H12Z\"/></svg>",
  "mask_w": 264,
  "mask_h": 264
}]
</instances>
